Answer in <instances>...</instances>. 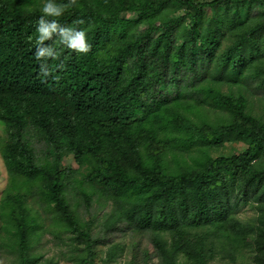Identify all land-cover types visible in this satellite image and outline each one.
Segmentation results:
<instances>
[{
    "label": "trees",
    "instance_id": "trees-1",
    "mask_svg": "<svg viewBox=\"0 0 264 264\" xmlns=\"http://www.w3.org/2000/svg\"><path fill=\"white\" fill-rule=\"evenodd\" d=\"M40 4L0 0V256L40 264L46 232L83 264L108 244L110 264L129 233L131 263L264 264V0H74L58 19H83L90 51L47 78ZM226 141L243 148L213 156Z\"/></svg>",
    "mask_w": 264,
    "mask_h": 264
},
{
    "label": "rangeland",
    "instance_id": "rangeland-1",
    "mask_svg": "<svg viewBox=\"0 0 264 264\" xmlns=\"http://www.w3.org/2000/svg\"><path fill=\"white\" fill-rule=\"evenodd\" d=\"M252 98L253 102V114L257 116H262L264 114V92L262 91H255ZM2 134V129L0 127V135ZM243 148V144L239 142L234 141H226L224 142L219 148L214 149L212 151L213 156H217L219 154H226V155H233L238 152H240ZM64 164L71 163L74 167L76 165L73 163L71 158H66L63 162ZM7 181V174L6 170L2 161V158L0 156V192L2 188L5 186ZM1 194V193H0ZM78 211L81 213L82 211H85L82 207L78 208ZM109 208H101L100 205L93 203L91 205V208L89 212L86 215V218H89V215H94L96 218L95 223V230H99V227L101 226V223L103 222L102 215L104 212H108ZM255 210L251 208L250 206H242L237 211V217L241 220H249L253 217H255ZM115 243H120L124 247V250L122 252H118L115 260L111 262L110 264H144L140 260L133 261L132 259V248H131V239L129 236V233H123L118 234L115 239ZM142 246L146 247L148 250H150L151 246L145 242L142 243ZM108 247V244L101 245L99 247L100 251L98 252V258L95 261V264H102L101 260L105 256L106 249ZM35 253L42 254L43 259L41 260L40 264H43L44 260L53 258L54 261H57L58 264H83L80 261L71 260L68 253V247L66 244L60 242L58 239H54L53 236H51L49 233H44L41 235L40 240L35 244L34 250ZM138 256H141L140 251L138 252ZM215 259L210 261L208 264H246L247 261H249V258L247 254L241 256L237 255L234 260H231L230 257L226 256L224 253L216 252ZM0 264H11V258L4 254L2 257L0 256ZM149 264H154V262H151Z\"/></svg>",
    "mask_w": 264,
    "mask_h": 264
},
{
    "label": "clouds",
    "instance_id": "clouds-1",
    "mask_svg": "<svg viewBox=\"0 0 264 264\" xmlns=\"http://www.w3.org/2000/svg\"><path fill=\"white\" fill-rule=\"evenodd\" d=\"M73 2L74 0H41L40 14L35 22L33 52L35 60L39 62L41 78L51 76L57 68L62 67L61 56L66 50L81 55L90 51L88 29L77 27L85 21L77 19L72 24H62L58 19ZM57 61L60 63H56Z\"/></svg>",
    "mask_w": 264,
    "mask_h": 264
}]
</instances>
